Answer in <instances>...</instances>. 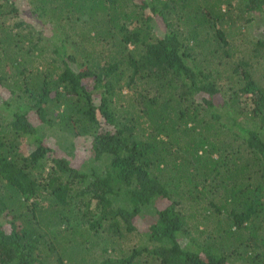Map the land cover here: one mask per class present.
I'll list each match as a JSON object with an SVG mask.
<instances>
[{"label":"trees","instance_id":"trees-1","mask_svg":"<svg viewBox=\"0 0 264 264\" xmlns=\"http://www.w3.org/2000/svg\"><path fill=\"white\" fill-rule=\"evenodd\" d=\"M0 264H264V0H0Z\"/></svg>","mask_w":264,"mask_h":264},{"label":"rangeland","instance_id":"rangeland-1","mask_svg":"<svg viewBox=\"0 0 264 264\" xmlns=\"http://www.w3.org/2000/svg\"><path fill=\"white\" fill-rule=\"evenodd\" d=\"M23 5V10L30 17V10L25 1H21ZM262 17H258L254 23H252V27L250 30L257 28V24L261 22ZM243 26H240V28ZM242 29H245L244 27ZM227 33H228V29ZM256 33V31H255ZM39 131V130H38ZM39 135L41 139L49 145L52 149L55 150L56 154L59 156H64L68 158L70 162H72L75 167L80 169H89L88 161L92 159V154L90 153V146L88 140L84 138H74L70 135H67L62 132H58L56 130L51 129L40 130ZM152 221V215L147 212H143L139 217V223L142 226H146Z\"/></svg>","mask_w":264,"mask_h":264}]
</instances>
